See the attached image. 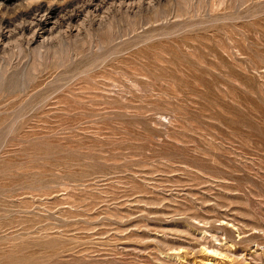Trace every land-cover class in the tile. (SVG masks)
<instances>
[{
	"label": "rangeland",
	"instance_id": "obj_1",
	"mask_svg": "<svg viewBox=\"0 0 264 264\" xmlns=\"http://www.w3.org/2000/svg\"><path fill=\"white\" fill-rule=\"evenodd\" d=\"M17 35L0 264H264V0H142Z\"/></svg>",
	"mask_w": 264,
	"mask_h": 264
},
{
	"label": "bare ground",
	"instance_id": "obj_2",
	"mask_svg": "<svg viewBox=\"0 0 264 264\" xmlns=\"http://www.w3.org/2000/svg\"><path fill=\"white\" fill-rule=\"evenodd\" d=\"M26 1L30 5H24L25 8L18 7L9 16H6L10 8L8 4L0 3L1 41L10 39V37L17 34L21 36L25 32L31 34L35 30L41 31L43 35L49 37L54 33L57 34L60 30L69 28L80 21L81 17L84 18L88 14L97 15L112 5L134 4L142 0H53V2H35L34 4L29 3L28 0ZM4 30L7 32H4Z\"/></svg>",
	"mask_w": 264,
	"mask_h": 264
}]
</instances>
